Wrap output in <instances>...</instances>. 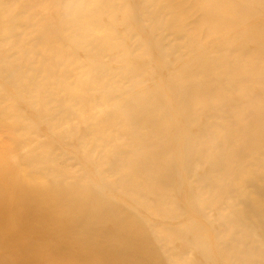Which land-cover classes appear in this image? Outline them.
<instances>
[{
    "label": "rangeland",
    "instance_id": "1",
    "mask_svg": "<svg viewBox=\"0 0 264 264\" xmlns=\"http://www.w3.org/2000/svg\"><path fill=\"white\" fill-rule=\"evenodd\" d=\"M0 264H264V0H0Z\"/></svg>",
    "mask_w": 264,
    "mask_h": 264
},
{
    "label": "bare ground",
    "instance_id": "2",
    "mask_svg": "<svg viewBox=\"0 0 264 264\" xmlns=\"http://www.w3.org/2000/svg\"><path fill=\"white\" fill-rule=\"evenodd\" d=\"M102 213H105V207H99Z\"/></svg>",
    "mask_w": 264,
    "mask_h": 264
}]
</instances>
